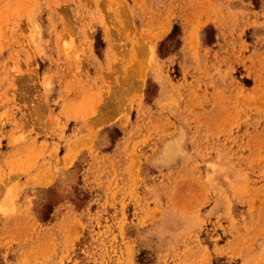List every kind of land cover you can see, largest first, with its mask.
<instances>
[{
	"label": "rangeland",
	"instance_id": "obj_1",
	"mask_svg": "<svg viewBox=\"0 0 264 264\" xmlns=\"http://www.w3.org/2000/svg\"><path fill=\"white\" fill-rule=\"evenodd\" d=\"M0 264H264V0H0Z\"/></svg>",
	"mask_w": 264,
	"mask_h": 264
}]
</instances>
